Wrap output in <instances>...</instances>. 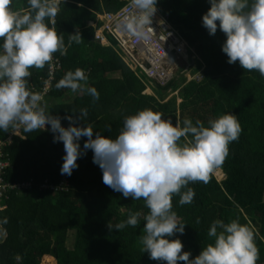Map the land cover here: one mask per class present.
Instances as JSON below:
<instances>
[{"label": "trees", "instance_id": "1", "mask_svg": "<svg viewBox=\"0 0 264 264\" xmlns=\"http://www.w3.org/2000/svg\"><path fill=\"white\" fill-rule=\"evenodd\" d=\"M128 4L129 0H58L55 24L49 26L64 36L66 54H53L43 69L31 68L29 90L43 96L46 111L60 117L63 127L70 123L65 117L72 116L77 121L74 126L93 128V138L100 133L115 139L125 118L144 109L161 113L174 126H182L187 118L207 127L221 115H235L242 131L229 145L222 166L210 173L207 184L189 183L187 187L195 191L192 203L181 206L180 196L172 197V210L185 230L169 239H180L182 253L190 252L194 259L214 242L207 235L213 221L238 220L253 230L259 250L256 264H264V77L244 70L239 62L227 63L222 52L226 36L219 22L214 36L202 26V16L211 7L208 0H158L156 7L187 40L190 57L196 58L194 63L189 58V70L181 63L178 76L168 86L151 82L125 59L115 39L107 45L97 39L100 16L117 14ZM11 6L29 8L27 0H13ZM77 32L83 41L68 46V35ZM52 66L59 67L53 75ZM77 68L86 73L88 86L97 89L99 100L56 87L68 71ZM149 89L152 94L147 93ZM81 109L88 110L83 121L79 120ZM15 128L0 130L1 161L9 163L3 178L7 184L28 187L9 189V198L2 199L0 220L8 222L0 226V264H166L144 253L141 238L149 212L144 200L125 198L106 186L91 150L77 160L78 168L71 176L61 175L66 153L62 142H53L50 125L30 133L22 126L14 134ZM86 140L81 138V149ZM184 142L181 138L180 143ZM218 170L226 176L221 182L215 175ZM136 212L140 213L137 226L119 232L108 228L109 223L125 221Z\"/></svg>", "mask_w": 264, "mask_h": 264}, {"label": "clouds", "instance_id": "2", "mask_svg": "<svg viewBox=\"0 0 264 264\" xmlns=\"http://www.w3.org/2000/svg\"><path fill=\"white\" fill-rule=\"evenodd\" d=\"M12 3L13 0H0V130L23 126L30 133L50 125L53 142H62L66 153L61 175L71 176L78 168L77 160L91 150L93 163L102 171L103 183L125 198L143 199L149 209L144 216L141 244L150 259L166 264H256L259 250L254 232L238 220L213 221L207 235L214 242L194 259H190V252L182 253L180 239H169L185 230V224L179 222L172 210V197L179 195L181 206L192 203L195 191L187 187L189 183L207 184L210 173L222 166L229 145L239 139L242 131L236 116L221 115L210 120L207 127L187 118L182 126H174L171 119H162L161 113L144 109L125 118L115 139L100 133L93 138V128L74 126L77 121L72 116L65 117L70 123L63 127L60 117L46 111L43 96L28 88L31 68L43 69L52 61L53 54H66L64 36L49 26L55 24L58 0H27L28 10H14ZM208 3L211 7L202 16V26L214 36L219 22V29L226 36L222 52L227 63L239 62L244 70L257 71L264 77V0ZM129 4L135 14L119 20L116 30L137 41L148 39L158 0H129ZM68 36V46L83 41L79 32ZM87 82L86 73L77 68L68 71L56 87L85 92L94 101L99 100V92ZM87 116L88 110L81 109L79 120ZM82 137H87L83 149L79 143ZM181 138L186 142L180 143ZM183 188L187 191L182 192ZM139 217V212L129 213L125 221L109 223L108 228L119 232L127 226L135 227ZM7 222V218L0 220V226Z\"/></svg>", "mask_w": 264, "mask_h": 264}, {"label": "built area", "instance_id": "3", "mask_svg": "<svg viewBox=\"0 0 264 264\" xmlns=\"http://www.w3.org/2000/svg\"><path fill=\"white\" fill-rule=\"evenodd\" d=\"M135 14V9L130 4L125 6L117 14H108L100 16L102 26L97 29V39L103 44H110V39H115L126 60L135 64L142 71V74L151 82L161 87H166L174 80L179 72L181 61L186 62V70L191 67L187 63L190 58V48L188 42L175 30L157 23L152 20L149 31V38L143 41H137L116 30V24L126 16ZM58 66L51 67L53 75ZM153 83V84H154ZM22 126H16L14 134L20 133ZM3 144H0V201L4 197L9 198V189H23L28 187L23 184H7L3 178L5 170L8 168L7 161H1L3 157Z\"/></svg>", "mask_w": 264, "mask_h": 264}, {"label": "rangeland", "instance_id": "4", "mask_svg": "<svg viewBox=\"0 0 264 264\" xmlns=\"http://www.w3.org/2000/svg\"><path fill=\"white\" fill-rule=\"evenodd\" d=\"M195 58H196V56H191L190 57V62L192 61V59H193V63H194V60H195ZM181 63L183 64V66H186V62H184V60H182L181 61ZM192 63V64H193ZM147 93H149V94H152L153 93V91L151 90V89H149V90H147ZM215 175L217 176V178H218V180L221 182V181H223V180H225V178H226V176H225V174L223 173V171L222 170H218V171H216L215 172ZM72 234H71V236H70V242H69V245L72 247V245H73V235H74V233L73 232H71ZM184 247V246H183ZM183 249V248H182Z\"/></svg>", "mask_w": 264, "mask_h": 264}, {"label": "crops", "instance_id": "5", "mask_svg": "<svg viewBox=\"0 0 264 264\" xmlns=\"http://www.w3.org/2000/svg\"><path fill=\"white\" fill-rule=\"evenodd\" d=\"M152 20H154L157 23H162L163 25L169 27L170 29H174L173 26L169 23L168 19L159 11V9L157 8L156 13L154 14ZM176 30V29H175ZM177 31V30H176ZM179 34L180 32L177 31ZM185 39V38H184ZM186 40V39H185ZM187 41V40H186ZM2 200L0 201V205H1ZM1 241V240H0Z\"/></svg>", "mask_w": 264, "mask_h": 264}]
</instances>
